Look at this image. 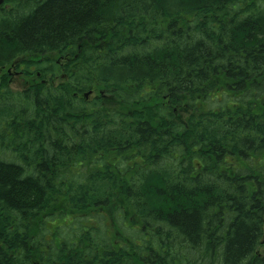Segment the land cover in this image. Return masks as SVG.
<instances>
[{"label":"trees","instance_id":"obj_1","mask_svg":"<svg viewBox=\"0 0 264 264\" xmlns=\"http://www.w3.org/2000/svg\"><path fill=\"white\" fill-rule=\"evenodd\" d=\"M12 66L0 264H264V0H3Z\"/></svg>","mask_w":264,"mask_h":264},{"label":"rangeland","instance_id":"obj_2","mask_svg":"<svg viewBox=\"0 0 264 264\" xmlns=\"http://www.w3.org/2000/svg\"><path fill=\"white\" fill-rule=\"evenodd\" d=\"M17 73L18 72L13 69V66L9 67L8 69L0 70V82L5 80V78L8 76L7 77V82H8L9 88L11 90H15L16 91V90L22 88V80H23L21 78L22 74L19 75ZM23 77H25V76H23ZM259 253H264V228H263V232H262V240H261L260 246H259Z\"/></svg>","mask_w":264,"mask_h":264},{"label":"water","instance_id":"obj_3","mask_svg":"<svg viewBox=\"0 0 264 264\" xmlns=\"http://www.w3.org/2000/svg\"><path fill=\"white\" fill-rule=\"evenodd\" d=\"M3 0H0V4L2 3Z\"/></svg>","mask_w":264,"mask_h":264}]
</instances>
